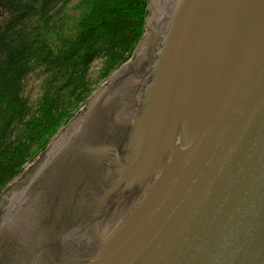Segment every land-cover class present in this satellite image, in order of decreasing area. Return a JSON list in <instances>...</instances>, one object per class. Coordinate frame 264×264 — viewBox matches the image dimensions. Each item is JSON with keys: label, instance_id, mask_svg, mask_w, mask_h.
<instances>
[{"label": "water", "instance_id": "95a60500", "mask_svg": "<svg viewBox=\"0 0 264 264\" xmlns=\"http://www.w3.org/2000/svg\"><path fill=\"white\" fill-rule=\"evenodd\" d=\"M148 10L1 197L0 264H264V0Z\"/></svg>", "mask_w": 264, "mask_h": 264}, {"label": "trees", "instance_id": "16d2710c", "mask_svg": "<svg viewBox=\"0 0 264 264\" xmlns=\"http://www.w3.org/2000/svg\"><path fill=\"white\" fill-rule=\"evenodd\" d=\"M149 15L148 0H0V195L132 58Z\"/></svg>", "mask_w": 264, "mask_h": 264}, {"label": "rangeland", "instance_id": "374dc122", "mask_svg": "<svg viewBox=\"0 0 264 264\" xmlns=\"http://www.w3.org/2000/svg\"><path fill=\"white\" fill-rule=\"evenodd\" d=\"M148 2H149V0H148ZM98 68H99V64L97 63V64H95L94 66H93V68H92V70L93 71H97L98 70ZM68 125V124H67ZM65 127H67V126H65ZM65 127L64 128H62L60 131H62V130H64L65 129ZM59 131V132H60ZM59 132H58V134H59ZM57 134V135H58ZM41 157V156H40ZM39 157V158H40ZM38 158V159H39ZM37 159V160H38ZM32 165H30V166H28L26 169H25V171H24V173H23V175L30 169V167H31ZM22 175V176H23ZM22 176H20V177H18L17 179H15L7 188H6V190L5 191H3V193L0 195V199H1V197L11 188V187H13L20 179H21V177Z\"/></svg>", "mask_w": 264, "mask_h": 264}]
</instances>
